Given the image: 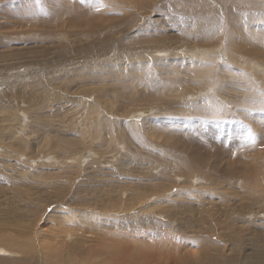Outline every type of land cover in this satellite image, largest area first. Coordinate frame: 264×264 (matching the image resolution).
I'll list each match as a JSON object with an SVG mask.
<instances>
[{
    "label": "rangeland",
    "instance_id": "obj_1",
    "mask_svg": "<svg viewBox=\"0 0 264 264\" xmlns=\"http://www.w3.org/2000/svg\"><path fill=\"white\" fill-rule=\"evenodd\" d=\"M103 3L0 0V264H264V0Z\"/></svg>",
    "mask_w": 264,
    "mask_h": 264
},
{
    "label": "bare ground",
    "instance_id": "obj_2",
    "mask_svg": "<svg viewBox=\"0 0 264 264\" xmlns=\"http://www.w3.org/2000/svg\"><path fill=\"white\" fill-rule=\"evenodd\" d=\"M197 168H199V167H197ZM196 168V169H197ZM169 170V169H168ZM193 173V172H192ZM166 190V189H165ZM138 192V191H137ZM117 194V193H116ZM119 196H121V195H119ZM114 197V196H113ZM100 199V198H99ZM153 199V198H152ZM22 201H23V199H22ZM106 201V200H105ZM116 203V202H115ZM114 203V204H115ZM121 204V203H120ZM103 205V204H102ZM122 205V204H121ZM113 206V205H112ZM116 206V205H115ZM115 206H113V207H115ZM112 207V208H113ZM120 207V206H119ZM124 207V206H123ZM122 207V208H123ZM105 210H106V208H104ZM111 209V208H110ZM107 210H108V208H107ZM80 211H82V210H80ZM94 211V210H93ZM108 211H110V210H108ZM118 211V210H117ZM83 212V211H82ZM116 212V211H115ZM131 212V211H130ZM72 213H74V212H72V210L71 211H69V210H66V211H63L62 213H60L61 215L59 216L60 218H61V216L63 217V218H61L60 219V223H58L57 221V223L55 224V222L53 221V222H51V224L53 225L52 226V228L50 227L49 229H44L45 227L44 226H42V228H38L37 230H36V232L34 231V234H33V238H31V239H27V240H29V242H26V243H24V245H23V248H25V249H27V252H30V251H33V245H39V247H40V249L39 250H41L40 252H41V257H43V254L45 253V254H49V251L52 249V250H55L56 248H61V247H63L64 245H67V246H70L71 244V240H70V238L73 236V234L76 232V227H74L73 225H72V223L74 222V221H72V218L74 217L75 219H76V217H78L77 215H74V214H72ZM85 213V212H84ZM106 213H108L107 211H106ZM1 214V213H0ZM78 214V213H77ZM101 214V213H100ZM111 214V213H110ZM95 215H96V213H95ZM103 215V214H102ZM106 215V214H105ZM108 215V214H107ZM84 216V215H83ZM111 216H112V214H111ZM90 217V216H89ZM98 217V216H97ZM82 218V217H81ZM99 218V217H98ZM11 219V218H10ZM95 219V218H94ZM84 220V219H83ZM4 221H6V220H4ZM10 221V220H9ZM76 221V220H75ZM7 222H8V220H7ZM19 222V221H18ZM17 222V223H18ZM40 221H38V223H39ZM80 222V221H79ZM78 222V223H79ZM4 223V222H3ZM50 223V222H49ZM78 223H76V225L78 224ZM10 224V223H9ZM74 224V223H73ZM7 225V224H6ZM15 225V224H14ZM21 225V224H20ZM36 225V224H35ZM79 225V224H78ZM81 225V224H80ZM2 225H0V227H1ZM3 226H5V225H3ZM8 226V225H7ZM25 226V225H24ZM20 228V227H19ZM31 228V227H30ZM4 229H7V228H4ZM8 229L10 230V228L8 227ZM21 229V228H20ZM19 229V230H20ZM25 229V228H24ZM27 229V233H28V230H30L29 228H26ZM12 230V229H11ZM16 230V229H15ZM14 230V231H15ZM23 230V229H22ZM18 231V230H17ZM31 231V230H30ZM16 232V231H15ZM149 232V231H148ZM25 233V232H24ZM23 233V234H24ZM17 234H19L18 232H17ZM22 234V233H21ZM20 234V235H21ZM9 235V234H8ZM1 236V235H0ZM12 235H9V236H7V235H4L3 234V236H2V239H3V237L5 238H7L10 242H13L14 243V246H13V249L12 250H14L15 248V244L17 243L18 244V246H16V247H19L20 246V241L17 239V240H14L13 238L14 237H11ZM15 236V235H14ZM18 236V235H17ZM23 237V236H22ZM20 238V237H19ZM4 240L3 239V241H8V240ZM62 240V245L60 246V247H58L57 245H56V243H52V241H61ZM24 242V241H23ZM30 242H32V244L33 245H31V243ZM4 243H6V245H11V243H9V244H7V242H4ZM4 243H2V244H4ZM13 245V244H12ZM21 246H22V244H21ZM8 247V246H7ZM11 248H12V246H11ZM31 249V250H30ZM111 249H113L112 247H111ZM16 250V249H15ZM13 251V252H18V251ZM22 251H24V249H22ZM177 251V250H176ZM10 249H8V248H6V247H4V246H2V245H0V256H2L3 254H4V256H5V253H7V254H12L13 253ZM21 252V251H20ZM65 252V251H64ZM110 252H112V251H110ZM113 254V253H112ZM115 254V253H114ZM154 254V253H153ZM171 254H172V252H171ZM13 255V254H12ZM140 255V254H139ZM9 256V255H8ZM11 256V255H10ZM134 256H135V254H134ZM173 256V255H172ZM44 258V257H43ZM133 258V257H132ZM175 258V257H174ZM44 260H45V262H46V264H58V262H57V260H56V257L54 258L52 255H50V256H48L47 255V257L46 258H44ZM53 260H55V261H53ZM61 261V260H60ZM72 262V261H71ZM188 262V261H187ZM126 263V262H125ZM173 263V262H172ZM129 264H131V263H129ZM188 264H191V263H188Z\"/></svg>",
    "mask_w": 264,
    "mask_h": 264
},
{
    "label": "snow or ice",
    "instance_id": "obj_3",
    "mask_svg": "<svg viewBox=\"0 0 264 264\" xmlns=\"http://www.w3.org/2000/svg\"><path fill=\"white\" fill-rule=\"evenodd\" d=\"M36 3H39V0H36ZM94 6L97 10H100V8L105 7L106 5H104L103 0H94ZM244 139L250 144H255L256 138L250 128L248 129L247 135L244 137Z\"/></svg>",
    "mask_w": 264,
    "mask_h": 264
}]
</instances>
